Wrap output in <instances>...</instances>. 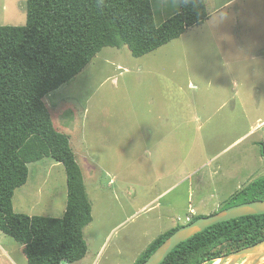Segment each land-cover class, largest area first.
<instances>
[{
    "label": "rangeland",
    "instance_id": "obj_1",
    "mask_svg": "<svg viewBox=\"0 0 264 264\" xmlns=\"http://www.w3.org/2000/svg\"><path fill=\"white\" fill-rule=\"evenodd\" d=\"M150 4L156 25L179 12L177 0ZM205 5L208 19L180 37L140 58L103 48L44 98L91 205L87 252L73 264H135L158 236L222 211L264 176V0ZM25 10L0 0V26H24ZM28 170L13 212L61 218L63 166L44 158ZM0 249L27 264L1 232Z\"/></svg>",
    "mask_w": 264,
    "mask_h": 264
},
{
    "label": "trees",
    "instance_id": "obj_2",
    "mask_svg": "<svg viewBox=\"0 0 264 264\" xmlns=\"http://www.w3.org/2000/svg\"><path fill=\"white\" fill-rule=\"evenodd\" d=\"M177 3L179 12L156 25L150 0H26L25 25L0 26V232L22 246L27 264L82 260L87 252L83 229L92 220L69 139L54 129L44 98L103 48L125 46L140 58L207 20L204 0ZM44 158L65 170L63 216L14 213V191L27 182L28 165ZM262 200L264 176L237 192L223 209ZM180 227L153 240L135 264L145 262ZM263 240L264 215L240 217L180 243L161 264H212Z\"/></svg>",
    "mask_w": 264,
    "mask_h": 264
},
{
    "label": "water",
    "instance_id": "obj_3",
    "mask_svg": "<svg viewBox=\"0 0 264 264\" xmlns=\"http://www.w3.org/2000/svg\"><path fill=\"white\" fill-rule=\"evenodd\" d=\"M264 215V200L235 205L211 216L201 217L177 229L141 264H161L180 243L218 223L245 216ZM264 240L247 248L230 253L213 264H264Z\"/></svg>",
    "mask_w": 264,
    "mask_h": 264
},
{
    "label": "crops",
    "instance_id": "obj_4",
    "mask_svg": "<svg viewBox=\"0 0 264 264\" xmlns=\"http://www.w3.org/2000/svg\"><path fill=\"white\" fill-rule=\"evenodd\" d=\"M205 1V0H204ZM206 6V5H205ZM206 10H207V8H206ZM208 19V18H207ZM206 21V20H205ZM204 21V22H205ZM2 255H4L7 259H8V261L11 263V264H15V262H14V260L7 254V252L6 251H4V250H2V249H0V258L2 257ZM3 258V257H2ZM8 264V263H7Z\"/></svg>",
    "mask_w": 264,
    "mask_h": 264
}]
</instances>
